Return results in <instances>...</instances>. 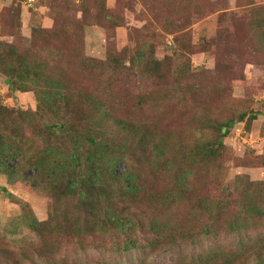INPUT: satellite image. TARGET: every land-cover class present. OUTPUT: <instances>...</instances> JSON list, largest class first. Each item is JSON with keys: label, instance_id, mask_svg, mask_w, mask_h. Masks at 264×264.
Wrapping results in <instances>:
<instances>
[{"label": "rangeland", "instance_id": "obj_1", "mask_svg": "<svg viewBox=\"0 0 264 264\" xmlns=\"http://www.w3.org/2000/svg\"><path fill=\"white\" fill-rule=\"evenodd\" d=\"M262 33L264 0H0V42L24 45L35 56L49 58L74 97L94 93L107 102L110 115L105 125L118 147L140 142L131 135L136 133L130 130L133 120L159 141L170 131L188 137L191 118L198 112L220 120L241 111L255 112L249 129L235 125L224 138L220 168L207 178L206 192L217 199L230 194L231 202L237 196V176L264 181V48L258 43ZM190 85L203 87L204 92L186 93ZM219 85L226 94L214 93ZM172 86H182L185 95L180 102L160 100L154 94ZM0 104L34 112L36 93L12 91L0 74ZM6 118L0 115V135L7 133L1 122ZM36 122L43 129L52 117L45 114ZM24 132L28 147L42 146V137L31 129ZM18 162L17 157L9 158L7 165L15 167ZM126 170L124 163L117 167L118 172ZM149 178L150 191L164 186L158 175ZM56 204L46 186L0 173L1 257L3 253L24 257L26 264H48L51 256L56 258L54 264H174L184 255L237 240L221 233L131 251L116 249L109 236L103 240L51 233L43 240L27 227L24 216L32 213L39 222L50 220ZM121 205L129 213L153 215L146 199ZM61 209L73 210L67 204ZM49 243L56 248L48 249Z\"/></svg>", "mask_w": 264, "mask_h": 264}, {"label": "trees", "instance_id": "obj_2", "mask_svg": "<svg viewBox=\"0 0 264 264\" xmlns=\"http://www.w3.org/2000/svg\"><path fill=\"white\" fill-rule=\"evenodd\" d=\"M259 36L258 43L264 48V33ZM56 69L49 58L35 56L24 45L0 42V74L12 91H32L37 99L34 112L14 111L0 104V115L7 116L1 121L7 133L0 135V173L33 186H46L57 202L50 220L39 222L32 213L25 214L30 230L43 240L51 233L56 237L94 235L103 240L109 236L112 246L122 251L158 249L225 233L237 240L184 255L174 264H264V181L237 176L233 202L230 194L217 199L206 192L207 178L220 168L224 138L235 125L249 129L257 118L255 112L241 111L225 120L198 112L191 118L188 137L170 131L159 141L133 120L130 130L136 133L131 135L140 142L118 147L105 125L110 115L107 102L94 93L81 92L76 100ZM181 89L172 86L154 94L177 103L185 92L195 96L204 92L196 85L188 86L184 93ZM213 91L222 96L226 90L219 85ZM45 114L52 122L41 129L36 119ZM25 128L43 138L41 147H28ZM13 157L19 159L18 165L9 167L7 161ZM120 163L126 164V171H117ZM26 170H34V174L28 175ZM149 175L163 178L164 186L150 191ZM145 199L153 212L148 218L129 213L121 205ZM62 204L73 210H62ZM45 245L48 249L52 246ZM52 247L55 249V244ZM55 261L51 256L48 264ZM0 264L26 263L24 257L3 253Z\"/></svg>", "mask_w": 264, "mask_h": 264}]
</instances>
